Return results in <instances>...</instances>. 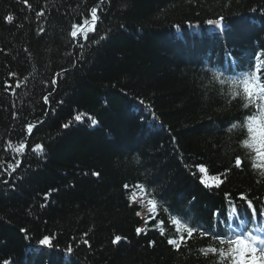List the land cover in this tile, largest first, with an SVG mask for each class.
I'll use <instances>...</instances> for the list:
<instances>
[{"label":"trees","instance_id":"16d2710c","mask_svg":"<svg viewBox=\"0 0 264 264\" xmlns=\"http://www.w3.org/2000/svg\"><path fill=\"white\" fill-rule=\"evenodd\" d=\"M256 82L264 0H0V264H234Z\"/></svg>","mask_w":264,"mask_h":264},{"label":"snow or ice","instance_id":"6c2138e0","mask_svg":"<svg viewBox=\"0 0 264 264\" xmlns=\"http://www.w3.org/2000/svg\"><path fill=\"white\" fill-rule=\"evenodd\" d=\"M93 16L95 17V10L93 9ZM72 35H75L73 32ZM235 84L236 82L233 81ZM243 91L247 95L250 102L253 101V88L250 85L248 80L243 81ZM248 105H245L247 107ZM79 119V117H77ZM247 128L248 133L251 137V142L246 141L245 143L249 148H252L256 151L258 156L264 157V104L259 106V112L256 115H249L247 118ZM95 124V121H92ZM67 127V125H65ZM235 127V125H233ZM39 147V145H37ZM240 161L237 160V164ZM200 171H204V168L201 166ZM236 211V209H233ZM194 231L193 228H188V233ZM119 239V238H118ZM170 243H174V241H169ZM49 243V238L45 236L42 240H40L41 245H45ZM221 243H224L221 240ZM229 243L234 244L235 247L230 249V252L236 253L235 264H264V239H258L255 235H252L250 232L248 233V239L244 238L243 234H237L234 240H230ZM257 244L260 245L259 249L257 248ZM71 249H69V252ZM259 253V256L257 255ZM250 257V259L248 258Z\"/></svg>","mask_w":264,"mask_h":264},{"label":"rangeland","instance_id":"374dc122","mask_svg":"<svg viewBox=\"0 0 264 264\" xmlns=\"http://www.w3.org/2000/svg\"><path fill=\"white\" fill-rule=\"evenodd\" d=\"M131 200L132 203L139 206L138 213L142 219V225L139 228L144 229L145 223L147 221V214L151 212L152 205L147 201V199L144 198L142 194H138L137 190H133L131 193Z\"/></svg>","mask_w":264,"mask_h":264},{"label":"bare ground","instance_id":"6f19581e","mask_svg":"<svg viewBox=\"0 0 264 264\" xmlns=\"http://www.w3.org/2000/svg\"><path fill=\"white\" fill-rule=\"evenodd\" d=\"M30 131V128L27 130V132H29ZM144 184V183H143ZM143 184H138V185H136L135 186V188H134V190H137L138 191V194H141V193H143L144 191H143ZM146 185L144 184V187H145ZM51 193H57L56 192V190L55 191H52ZM130 197H131V194H130ZM140 228V227H139ZM139 231H140V229H139Z\"/></svg>","mask_w":264,"mask_h":264},{"label":"water","instance_id":"95a60500","mask_svg":"<svg viewBox=\"0 0 264 264\" xmlns=\"http://www.w3.org/2000/svg\"><path fill=\"white\" fill-rule=\"evenodd\" d=\"M95 20H96V19H94V21H95ZM82 29H83V27L80 28V31H82ZM77 35H78V34H76V36H77Z\"/></svg>","mask_w":264,"mask_h":264}]
</instances>
